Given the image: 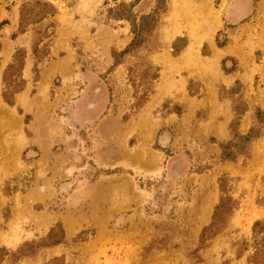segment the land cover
<instances>
[{
    "label": "rangeland",
    "instance_id": "rangeland-1",
    "mask_svg": "<svg viewBox=\"0 0 264 264\" xmlns=\"http://www.w3.org/2000/svg\"><path fill=\"white\" fill-rule=\"evenodd\" d=\"M22 1L0 0V247L57 224L64 239L3 263L264 264V226L252 229L264 220V135L220 157L264 109V0H166L117 59L133 33L113 9L134 0H46L56 13L18 33ZM154 9L138 0L130 19ZM210 34L229 56L211 54ZM177 37L193 49L173 55ZM19 47L24 83L9 105L2 75ZM220 196L235 208L201 243Z\"/></svg>",
    "mask_w": 264,
    "mask_h": 264
},
{
    "label": "trees",
    "instance_id": "trees-1",
    "mask_svg": "<svg viewBox=\"0 0 264 264\" xmlns=\"http://www.w3.org/2000/svg\"><path fill=\"white\" fill-rule=\"evenodd\" d=\"M138 0L132 1L129 5L124 2L119 3L115 9H113L115 16L118 19H129L131 21L133 38L129 45L122 51L113 52V57L117 59L119 56H122L132 49H135L143 41V32L151 33L159 20V14L163 13L166 9V0H155V9L152 13H147L141 15L138 19H130V14L132 11L130 7H133ZM112 10V9H110ZM56 7L51 2L46 0H23L19 7V19H18V33L25 31L26 27L29 24L40 21L46 16H52L56 13ZM7 23V20H3L0 23V27ZM149 28V29H147ZM15 36V34H13ZM182 43L179 45V42ZM187 42L184 37H177L171 45L172 54H178L185 46ZM220 46V43H217ZM25 57V50L22 47H19L15 50L12 55V60L7 64L6 68L3 71L2 75V98L9 105H13L12 94L18 92L22 89V84L24 83L23 78L21 77V70L23 69ZM152 78H156L155 73L152 75ZM9 80V81H8ZM246 110V109H245ZM244 110V111H245ZM236 114L237 112L234 109ZM255 122L249 127L246 133H239L238 131L233 132V137L229 142H221V159L229 160L234 162L238 155H248L251 148L252 141L262 137L264 135V109L260 107H255L254 111ZM227 176H221L219 178V187L221 191H224V185L226 183ZM229 200H231V205L229 206ZM236 201L235 199H230L229 196H220L218 204L215 206L212 221L204 226L201 230L199 239L202 242H205L207 238L211 235L217 233L216 228L219 224L220 219L218 215L221 210L224 208V211L233 210L235 208ZM218 217V218H217ZM264 220L257 219L253 222L252 229L255 232L256 228L262 229ZM63 231L60 226L57 224L52 227L47 235L39 240H31L22 243L16 250H9L8 248L2 246L0 247V264H4L3 261L5 258L10 259L11 262H16L23 257L34 255L40 248L54 246L61 243L64 239ZM207 237V238H206ZM260 249L255 247L253 253L248 259V262H254L258 256ZM222 264H227L223 262Z\"/></svg>",
    "mask_w": 264,
    "mask_h": 264
},
{
    "label": "crops",
    "instance_id": "crops-1",
    "mask_svg": "<svg viewBox=\"0 0 264 264\" xmlns=\"http://www.w3.org/2000/svg\"><path fill=\"white\" fill-rule=\"evenodd\" d=\"M215 35L214 34H210L208 38H206V42L208 43L209 46V50L211 51V54H217L218 52H221V54L224 55H228L229 56V42L225 45L224 48L218 47L215 44ZM195 38V37H194ZM194 40L192 41L191 45L187 44L185 47V51L188 50V46L190 47V51L193 49L194 45ZM198 75V74H197ZM200 76V75H198ZM222 78H224V80H228L229 82V73H226L222 76Z\"/></svg>",
    "mask_w": 264,
    "mask_h": 264
}]
</instances>
